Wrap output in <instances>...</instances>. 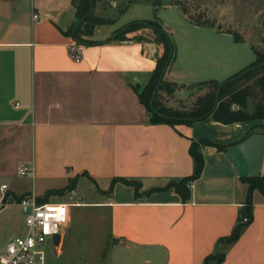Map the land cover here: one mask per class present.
<instances>
[{"label":"crops","instance_id":"1","mask_svg":"<svg viewBox=\"0 0 264 264\" xmlns=\"http://www.w3.org/2000/svg\"><path fill=\"white\" fill-rule=\"evenodd\" d=\"M76 22L74 0H0V177L17 175L27 161L32 168L29 189L11 186L17 194L32 193L42 200L48 192L68 187L76 192L83 177L103 197L81 199L83 205L68 208L59 254L70 226L80 221L71 210L81 207L102 214L90 225L95 233L108 225L103 248L110 260L201 264L231 233L247 194L227 152L252 134L264 135V120L149 123L132 87L148 82L158 46L107 41L117 30L108 29L114 20L95 26L86 37L95 44H81L64 34ZM71 46L79 62L70 57ZM186 66L177 65L175 58L163 76L173 86V96L191 86ZM226 72L230 75L225 77L235 74ZM253 126L259 128L250 134ZM197 140L228 147L201 148L203 168L188 184L189 198L183 202L168 185L193 173L189 146ZM263 163L264 158L261 168ZM113 179L117 181L111 183ZM122 180L137 183V193ZM64 197L51 195L48 201ZM21 223L22 232L14 237L23 233ZM93 249L92 244L89 252ZM219 264H264V199L258 191L252 193L250 224Z\"/></svg>","mask_w":264,"mask_h":264},{"label":"rangeland","instance_id":"2","mask_svg":"<svg viewBox=\"0 0 264 264\" xmlns=\"http://www.w3.org/2000/svg\"><path fill=\"white\" fill-rule=\"evenodd\" d=\"M87 2L94 17L115 21L108 27L111 31L134 20L155 19L169 33L174 48L173 59L176 58L177 65H187L186 82L191 86L187 87L184 93L173 96L168 92L173 89L171 84H168L167 88L158 93V101L164 107L178 111L180 116H186L196 106L198 98L214 89V85L199 86V83L217 80L221 82L228 77H225L229 74L226 71L236 73L255 61V53L264 55V0H87ZM82 3L83 0H75V4ZM149 33L145 31L139 34L149 36ZM79 37L81 38V33ZM247 50L251 52L248 57ZM161 53L162 49L157 47L155 55ZM245 84L250 85V82ZM256 127L253 126L251 131L259 128ZM21 163L19 160L16 165L19 166ZM24 163L29 165L27 161ZM16 169L15 166L13 170ZM261 171L264 172V163ZM0 181L6 182L10 190L13 185L29 189V178L16 175V172L0 177ZM11 191L18 192L16 188ZM16 192L14 193L17 194ZM76 192L83 202L103 198L96 192L92 183L83 177L77 184ZM57 201H61L60 198L50 200ZM80 208L72 209L71 215L75 220L80 219L84 226L80 221H75L70 226L63 238L60 254L56 252L53 244L47 241L44 245L46 264H122L121 260L114 261L110 260V256L104 257V238L109 233L108 225H103L96 233L90 225L95 219H101L102 214H97L93 210L85 212ZM21 222L23 215L13 207L1 211L0 243L4 244L13 239L18 232H22ZM99 226L101 224L97 227ZM92 244L94 252H89Z\"/></svg>","mask_w":264,"mask_h":264},{"label":"trees","instance_id":"3","mask_svg":"<svg viewBox=\"0 0 264 264\" xmlns=\"http://www.w3.org/2000/svg\"><path fill=\"white\" fill-rule=\"evenodd\" d=\"M89 8L87 0H83V3L80 5L75 4L77 22L64 33L72 37L76 42L85 45H92L96 42L83 38L82 35L91 36L95 26L111 22L94 17ZM145 31L150 32L149 36H140L139 33ZM80 33L81 38L79 37ZM111 40L153 43L162 49V53L154 57L155 67L148 82L142 88L138 86L132 87L140 104L147 113L149 123L173 126L176 124L192 125L207 120L222 124L264 120V55L261 56L255 53L256 59L253 63L221 82L205 81L199 83V86L202 84L214 85V89L208 91L205 96L198 98L196 106L186 116H180L178 111L166 108L158 101V93L162 89L167 88L168 85V83L163 81V76L169 64L174 60L173 44L169 33L163 26L155 19L134 20L115 30L107 41ZM247 82H250V85L245 84ZM168 92L172 93L173 89ZM261 127L264 134V126ZM252 133L250 131V134ZM205 145L214 146L219 151H226L228 147L217 145L207 140L191 141L189 155L193 161V173L179 182H172L168 185L169 188H173L180 195L183 202L189 198L188 184L196 180L201 174L203 168L201 148ZM241 180L247 185V194L244 205L239 211L237 223L227 237L218 241L220 249L208 255L201 264H219L223 261L225 250L237 241L241 232L252 220L253 191H258L264 199V172L259 173L257 176L241 177ZM71 181L73 184L74 179ZM114 181L117 180L113 179L111 183ZM122 182L133 186L137 193V183L127 180H122ZM72 189V187H68L66 190L48 192L38 202H48V198L51 195L63 196L67 191ZM243 218H246L247 221L243 222Z\"/></svg>","mask_w":264,"mask_h":264},{"label":"built area","instance_id":"4","mask_svg":"<svg viewBox=\"0 0 264 264\" xmlns=\"http://www.w3.org/2000/svg\"><path fill=\"white\" fill-rule=\"evenodd\" d=\"M34 20L37 15H33ZM69 55L79 62L75 46L69 48ZM32 168L23 164L17 173L29 176ZM82 200L74 190L65 194L63 201L39 203L32 193L15 194L9 185L0 181V212L11 207L23 215V233L6 243H0V264H46L44 245L47 241L53 244V237H62V227L68 219L70 206H81ZM247 219L243 218V222ZM55 250L58 246H55Z\"/></svg>","mask_w":264,"mask_h":264},{"label":"water","instance_id":"5","mask_svg":"<svg viewBox=\"0 0 264 264\" xmlns=\"http://www.w3.org/2000/svg\"><path fill=\"white\" fill-rule=\"evenodd\" d=\"M241 177L257 176L264 158V135L252 134L227 152ZM53 244L59 245V236L53 237Z\"/></svg>","mask_w":264,"mask_h":264}]
</instances>
